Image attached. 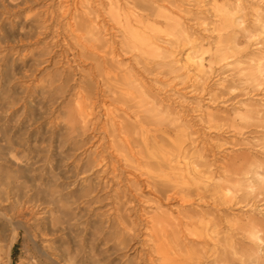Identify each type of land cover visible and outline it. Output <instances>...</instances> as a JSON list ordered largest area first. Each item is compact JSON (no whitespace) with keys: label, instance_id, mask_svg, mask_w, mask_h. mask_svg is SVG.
Returning a JSON list of instances; mask_svg holds the SVG:
<instances>
[{"label":"clouds","instance_id":"obj_1","mask_svg":"<svg viewBox=\"0 0 264 264\" xmlns=\"http://www.w3.org/2000/svg\"><path fill=\"white\" fill-rule=\"evenodd\" d=\"M125 4H96L87 67L60 73L119 224L144 264H249L264 254V0Z\"/></svg>","mask_w":264,"mask_h":264},{"label":"bare ground","instance_id":"obj_2","mask_svg":"<svg viewBox=\"0 0 264 264\" xmlns=\"http://www.w3.org/2000/svg\"><path fill=\"white\" fill-rule=\"evenodd\" d=\"M47 1L32 12L42 0H0V262L23 233L30 264H144V242L119 224L113 181L98 166L94 136L73 117L60 83V68L73 72L88 61L77 45L88 38L96 5ZM78 6L81 16L73 13ZM109 11L119 18L135 8L119 0ZM12 53L22 56L18 63ZM50 68L42 88L17 89ZM96 209L103 210L94 215ZM133 247L144 249L136 262L119 258Z\"/></svg>","mask_w":264,"mask_h":264},{"label":"rangeland","instance_id":"obj_3","mask_svg":"<svg viewBox=\"0 0 264 264\" xmlns=\"http://www.w3.org/2000/svg\"><path fill=\"white\" fill-rule=\"evenodd\" d=\"M79 1H81V0H79ZM95 1L96 0L93 1L94 2L93 5H96ZM122 1L125 2V0H122ZM49 3H50V1L48 2L47 0H45V1L42 0V2H40L38 5L33 7L34 9L32 10V12H35V10L36 11H42ZM128 3L134 4L135 0H128ZM54 4L57 7L59 4V0H55ZM75 10H76V12H74ZM75 10L73 9V13L78 15V16H81L83 9L82 8L80 9V6H78V8ZM1 15H2V12L0 11V16ZM38 48H39L38 45L29 46L30 51H33L34 53L37 52ZM19 49L22 50V49H28V48H24V47L20 46ZM0 55H2V54H0ZM8 57L12 61H14L15 63H18V60L22 58V56H20L19 54L15 55L14 53H12L11 55L9 54ZM77 63H79V62H77ZM88 63L89 62L87 61V62L82 63V65L81 64L80 65L82 67L86 68ZM72 68L75 69V66H73ZM62 69L63 68H60L59 71H61ZM49 70H51V71H49ZM49 70L46 69L45 73L44 72L42 73V71H41L35 78L30 79L26 83H16L15 85H16L17 89L19 91H22L23 85L24 86H31L32 89H34L35 87H39V88L41 87L42 88V84H43L42 82H44V80H46V79H49L50 76L52 75L53 69L50 68ZM28 82H30V83H28ZM11 166L12 165H10V167ZM102 210L103 209H96L94 215H96V214L98 215L99 213L102 212ZM94 215L92 217H95ZM89 221H90V219H89ZM139 240L142 241V238H140ZM43 245L46 246V244H42V242H41V245H40L41 248L43 247ZM14 246L15 247H13V251L11 252L10 256L3 254L0 264H30L32 261L29 258V254L32 253V250L30 251V248H32V247L30 245L28 246V244L26 243V241L23 237V233H21V235L18 237L17 242L15 243ZM98 249H100V248L98 247ZM1 250H3V251L6 250V248L4 247V244H1ZM141 250H144V249L143 248L137 249V252H139ZM133 252H134V247L131 250H129V249L124 250V251L118 253L119 258L123 259V261L126 260L127 262H129V261L136 262L137 261L136 253L137 252L136 253H133ZM263 261H264V254L251 258L249 260V264H261Z\"/></svg>","mask_w":264,"mask_h":264}]
</instances>
